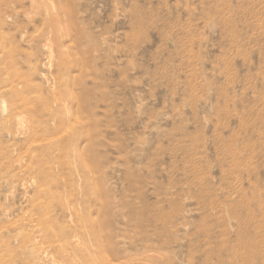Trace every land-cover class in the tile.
Segmentation results:
<instances>
[{"label": "rangeland", "instance_id": "rangeland-1", "mask_svg": "<svg viewBox=\"0 0 264 264\" xmlns=\"http://www.w3.org/2000/svg\"><path fill=\"white\" fill-rule=\"evenodd\" d=\"M0 97V264H264V0H0Z\"/></svg>", "mask_w": 264, "mask_h": 264}, {"label": "bare ground", "instance_id": "bare-ground-1", "mask_svg": "<svg viewBox=\"0 0 264 264\" xmlns=\"http://www.w3.org/2000/svg\"><path fill=\"white\" fill-rule=\"evenodd\" d=\"M45 25H46V23H45ZM47 25H50V24H48L47 23ZM65 82V81H64ZM53 86V85H52ZM55 86H56V84H55ZM67 86V85H66ZM54 87V86H53ZM55 89V88H54ZM65 90V89H64ZM53 91V90H52ZM60 91V90H59ZM55 92V91H54ZM54 92L52 93V95L54 94ZM61 93V92H60ZM61 95H62V93H61ZM60 96V95H59ZM58 96V97H59ZM62 97H64L63 95H62ZM54 98V97H53ZM60 99V98H59ZM64 99V98H63ZM60 100H62V99H60ZM7 104V102L4 100V99H2L1 97H0V110L2 111V114H9V111L11 110L9 107H8V104ZM16 107V106H15ZM10 109V110H9ZM17 111V110H16ZM18 113H20V112H18ZM7 114V115H8ZM49 114V113H48ZM41 116V115H40ZM50 116V115H49ZM9 119V118H8ZM16 119H17V117H16ZM67 119V118H66ZM63 121H65V120H63ZM61 122H62V120H61ZM58 123V122H57ZM65 123V122H64ZM56 126V125H55ZM55 129V128H54ZM50 133V132H49ZM70 197H73V196H70ZM61 202H64V201H61ZM65 202H67V201H65ZM55 203V202H54ZM59 205V204H58ZM61 205V204H60ZM68 206L65 204V205H63L62 204V209H64V211H68L69 212V215H70V218H72V217H74V216H76V218H78V214L79 213H77L78 212V210L77 211H74V206L72 207V209L73 210H70L69 211V208H67ZM70 207V206H69ZM82 215V214H81ZM83 216H84V214H83ZM75 218V219H76ZM83 218H85V216L83 217ZM79 219V218H78ZM48 220H49V222L51 223V226L48 228V235H49V237L52 239L51 240V242H52V245L53 244H56V245H54L55 246V251H56V256H57V258H64V260H66V261H69V264H112V263H110L108 260H106L105 259V257L104 258H101V260H99V262H97L98 260H96V252L97 251H93V250H91L90 248H86V249H84V247H86V245L84 246V247H82V243H84L82 240H78V241H69V238H70V235H72V234H74V233H71V232H74V230H76L77 231V226H72V225H70V226H67V225H61V224H59V223H57V222H55L57 225H59L58 227H59V229H56L55 227H54V221L50 218V217H48ZM86 220V219H85ZM83 221V220H82ZM44 222V221H43ZM85 223V222H84ZM87 223H89V222H87ZM44 224V223H43ZM77 224V223H76ZM86 224V223H85ZM89 224H91V223H89ZM88 224V225H89ZM96 224V223H95ZM48 225V224H47ZM97 225V224H96ZM80 226H81V224H80ZM84 226H86V225H84ZM91 227V226H90ZM90 227H89V229H90ZM43 228H44V226H43ZM42 228V229H43ZM87 226H86V230H87ZM96 229V228H95ZM44 230H45V228H44ZM58 230V231H57ZM42 232V231H41ZM78 232L79 233H81V231H79L78 230ZM82 232H84V231H82ZM86 232L87 231H85V235H86ZM89 232H91L90 230H89ZM89 232H87V233H89ZM98 232H99V230H98ZM28 233V232H27ZM37 233V232H36ZM77 233V232H76ZM29 235V234H28ZM28 235H23V237H21L22 238V242H23V244H26V243H29V242H31V246H30V251H29V253H31L33 256H32V260L34 259H36V258H39L40 257V253L42 252V251H45L46 252V250H47V248H44V249H46V250H42V245L40 246V247H38L37 245H39L36 241H33V243H32V240H33V236H36L35 234H32L31 236H28ZM40 236V239H41V237H42V233H41V235H39ZM79 236V235H78ZM80 236H81V234H80ZM87 236V235H86ZM90 236H93L92 234L90 235ZM88 237L89 239L91 238V237ZM98 236V235H97ZM95 237V236H94ZM77 238V237H76ZM82 238V237H81ZM86 238V237H85ZM47 239V238H46ZM45 239V240H46ZM49 239V238H48ZM48 239H47V241L46 242H48ZM95 239V238H94ZM34 240H36V238L34 239ZM42 241H43V239H41ZM44 240V241H45ZM90 240H93V239H90ZM87 241V240H86ZM85 241V242H86ZM91 242V241H90ZM95 242V241H94ZM92 243H93V241H92ZM95 244V243H94ZM49 245V244H48ZM47 245V246H48ZM89 246H90V244H89ZM88 246V247H89ZM53 247V246H52ZM92 248V247H91ZM50 250H51V247L49 248ZM49 250V251H50ZM48 251V250H47ZM48 251V252H49ZM28 260V259H27ZM30 260V259H29ZM27 261L25 264H30V261Z\"/></svg>", "mask_w": 264, "mask_h": 264}]
</instances>
